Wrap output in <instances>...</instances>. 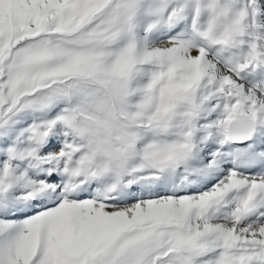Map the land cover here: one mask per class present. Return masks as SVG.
I'll list each match as a JSON object with an SVG mask.
<instances>
[{
    "label": "snow or ice",
    "instance_id": "snow-or-ice-1",
    "mask_svg": "<svg viewBox=\"0 0 264 264\" xmlns=\"http://www.w3.org/2000/svg\"><path fill=\"white\" fill-rule=\"evenodd\" d=\"M0 264H264V0H0Z\"/></svg>",
    "mask_w": 264,
    "mask_h": 264
}]
</instances>
